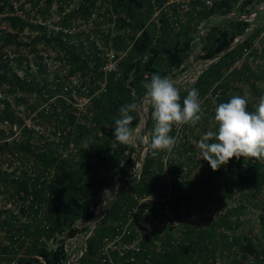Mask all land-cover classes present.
<instances>
[{
    "label": "trees",
    "instance_id": "obj_1",
    "mask_svg": "<svg viewBox=\"0 0 264 264\" xmlns=\"http://www.w3.org/2000/svg\"><path fill=\"white\" fill-rule=\"evenodd\" d=\"M15 1L19 2V0ZM237 1L219 0L210 7H215L223 12L227 11L230 6H235ZM253 1L255 0H240L238 8L234 9L235 14H245L250 11L253 8ZM52 2L56 7L57 19L54 23L57 28L55 30L47 29L42 21L31 22L17 14L15 12L17 6H14L11 0H0V14H2L0 20H5V29L7 28V30L0 28V79L9 81V78H12L15 84L22 89H32L37 85L32 81L22 82L16 72L12 70L7 72V65L2 61L5 60L2 57V49L12 43L14 48L12 60L19 61L22 58L20 46H24L26 43L21 38L24 30L34 31L31 38L27 40L30 44L29 51H35L39 41L50 43L53 47L55 46L54 56L57 59L71 62L70 72L79 68L86 69L87 61L90 60L93 61L95 68L102 62L103 57L100 55L102 51L94 44L84 45L81 40H78L77 43L69 41L76 33H68L63 30L70 27L72 18H88L94 9L95 0H43L42 5H40L41 0H33L31 3L34 10L40 14L41 19L45 20L50 14ZM101 2L112 6L116 13L115 27L118 29L124 24L131 25L132 28L142 25L144 20H139V18H142V15L145 16L150 9L149 0H101ZM247 5L249 6L247 7ZM21 8L22 4L19 2L18 9ZM104 8L106 11V6ZM119 11L124 12L131 19L128 22L125 21L117 14ZM248 24L249 21L244 18L233 17L226 19L223 27L209 26L205 30L202 45L199 51L194 54V58L210 61L206 62L192 82L186 86L177 85L180 88L181 102L186 97L187 90L191 88H196L202 97L214 81L216 84L211 90L215 91L219 88L216 103L227 102L232 98V95L228 93L229 86L226 84L225 76L227 75L238 80H248L251 90H254L253 80L261 78L264 81V72H255L251 60H248V55L254 54L255 50L247 51L238 66H231L242 55V51L248 49L252 38L262 29V24H256L249 32L245 33V27ZM185 29L187 30L186 27ZM182 33L176 34L173 40L159 38L157 42L150 44L149 27L143 28L126 50L125 55L119 59L118 76L114 77L113 72L108 74L105 90L92 98L94 125L89 128H76L75 139L81 144V155L74 161L66 158L56 165L55 174L47 185L49 192L46 196L42 195L40 189L34 193L35 200H45L48 226L44 231L37 233V240L29 246L28 251L30 254L41 255L44 263L31 256L21 259L19 264H60V261L65 258V254L59 245L52 250L45 248L52 233L65 230L66 235H72L85 233L88 230L86 226H76L73 223L75 220L85 221L93 215V205L96 201L93 200V197L97 191L118 180L124 166L130 161L128 150L131 147L117 142L113 134L115 119L119 118V109L125 104L135 103L145 96L146 90L142 87V82L146 78L150 80L152 74L161 75L164 70L182 64V59L188 52L189 38L188 35L183 38L185 33ZM238 34L243 35L232 42ZM109 39L114 48L124 47L122 34L118 33L111 37H108L107 34L105 42ZM144 54L148 56L146 63L142 59ZM163 62H166V66L163 65ZM184 67L185 65H182L178 70ZM96 74L102 76L100 71ZM44 85L46 82L43 83ZM48 89L51 90V88ZM132 115L135 117L132 122L133 127L139 116L137 112ZM153 126L151 106L148 103L146 111L147 135H150ZM170 135L173 136V130ZM85 139L92 143L86 150L82 148V142ZM175 149L177 153L182 154L186 150L184 140L180 147ZM38 157L43 161L48 160L44 154ZM156 158V156L152 157V151L147 147L142 161L140 178L134 181L131 187L124 184L119 188L116 196L113 197V203H110L105 215L87 237L85 250L77 264H108L91 257L95 251L96 240L102 234H109V228L104 227L103 222L114 217L115 209L119 208L121 204L133 203V198L128 193L129 190H132L136 195L150 194L153 197L159 195L164 180L158 171L159 167L156 172L154 169L152 170L153 165L158 166L159 162ZM234 162L232 168L226 164L217 171H212L206 163L208 168L201 175L196 174L193 177L170 181L172 193L169 197L174 206H177L175 208L184 206L186 214L195 213L209 203H222L223 209L220 208L213 212L209 225H206L204 221L203 224L198 220V222L187 221L182 231L178 232L182 235L178 241L170 242L172 234L167 233L156 250L157 252L148 248L145 251H137L133 259H127L125 262L121 261V256H117L113 252L111 258L115 264H185V261L199 249L202 248L206 254L212 255L216 246L228 247L227 251L233 252L230 246L234 245L241 256H247L256 251L259 245L255 243L254 236L243 234L240 236L241 238H236L226 232L227 229L234 231L239 225H242L239 213L243 209L241 202L232 206H228L226 203L233 199V193H240L242 199L243 196L254 197L257 194L264 185V161L241 157L235 158ZM179 165L180 163L176 161L172 166L173 170L178 171ZM17 185L22 186V182ZM180 202L181 204H179ZM261 209L259 220L260 223H264V206ZM262 234L264 235V229ZM260 251L262 257L258 260L256 258L255 264L264 260V248H261ZM206 264H212V261Z\"/></svg>",
    "mask_w": 264,
    "mask_h": 264
},
{
    "label": "built area",
    "instance_id": "obj_2",
    "mask_svg": "<svg viewBox=\"0 0 264 264\" xmlns=\"http://www.w3.org/2000/svg\"><path fill=\"white\" fill-rule=\"evenodd\" d=\"M217 1L165 0L159 5V9L161 8L164 11V16L170 25L177 28L179 22L185 20L188 11H196L202 6L210 7ZM158 2L159 0H149L150 5L155 9L151 13L148 12L147 20L136 32L137 35L143 28H151L150 44H154L160 34L159 21L155 16ZM263 2L264 0L256 1L250 11L236 17L249 21V24L245 27V33L255 26V23H252L251 20L255 17L254 11L262 7ZM95 3H98V0H95ZM104 6L107 8L106 11ZM111 9L112 6L105 3L100 6L102 17L105 20L112 19V24L116 13H112ZM92 14H94L93 11L90 12L89 16ZM117 14L127 22L131 19L122 11ZM224 18L228 19L232 16L226 14ZM0 28L5 29V26L0 25ZM196 28L200 30V25ZM63 30L68 33L74 32L70 28ZM123 30L126 32L127 28ZM263 31L264 29L261 32ZM124 32L118 28L117 30H102L99 35L100 42L97 39H92L89 42V45L94 44L96 48L102 51V54H100L103 57L102 62L95 68L93 61L90 60L87 61L86 69L81 70L79 68L70 72L72 64L66 61L68 65L67 74H69L66 79L65 76H57L51 80L35 75L41 74L39 73L40 70L45 68L39 62H36L34 72L31 62L25 61L22 64L21 59L16 61L17 66H25L24 72H20L8 62L6 56L4 57L5 60H2L7 65V72L12 70L16 72L22 82H36L35 84L38 87L35 85L36 87L32 89H22L15 84L12 78H9V81L0 79V264H19L21 259L31 256L44 263L41 255L30 254L28 251L29 246L36 242L37 233L44 231L48 226L45 200H35L34 193L40 189L42 195L46 196L49 192L47 185L55 174L56 165L66 158L71 159V161L79 158L80 149L73 139L76 128H89L94 125L92 98L105 90V83L110 72L114 73V77L118 76L119 59L125 55L126 50L136 38L124 37V47L117 49L113 47L110 39L105 42V36L108 34V37H111L118 33L124 36ZM236 39L235 36L232 42ZM189 58L190 60H188ZM193 58V55L187 54L188 61L185 62L184 67L188 71L187 76L190 72L189 62ZM201 61L204 64L192 77L189 75V83L195 79L200 69L210 60ZM62 62H65V60H62ZM98 71L102 73L101 77L96 74ZM45 82L46 85L43 86ZM215 84L216 81L200 97L202 110L205 108L212 110L216 107L213 102L219 90H211ZM48 88H51V90ZM144 98L147 100L146 96ZM139 112L138 116L143 119L144 124L146 113L143 115L142 111L139 110ZM137 123L133 126L134 129ZM145 132L147 133V129H145ZM145 132L141 135H147ZM173 136L177 138L176 146L170 153L163 151L155 155L159 163H157L158 166H152V170L154 169L155 172L159 167L158 171L165 184H162L159 195L156 197L150 194L136 195L132 190H129L128 193L133 198V203L121 204L118 217L110 218L108 222L109 234H102L96 240L95 251L91 254L94 260L115 264L111 258L113 252L117 256H121V261L125 262L127 259H133L137 251H145L147 248L156 251L167 233L172 234L170 242H176L182 237L178 232L179 230L182 231L186 222L197 221L198 216H202L205 208L209 207L207 205L195 213L186 214L184 206L175 208L177 206H174L172 199L169 197L172 193L171 180L193 177L196 174L201 175L202 172H205L204 170L190 169L184 162L179 159L176 160L171 155L176 150L175 148L180 147L183 140L186 144V138L182 136L181 127L173 128ZM137 142L139 149L135 152L132 148L134 143L129 145L131 147L128 150L130 161L124 166L118 180L98 190L93 197V200H96L93 205V215L85 220L89 224L84 238L90 233L97 220L100 222L101 217L105 215L110 203L114 200L113 192L116 189L118 191L124 184L130 185L132 183L133 185V182L140 178L142 161L148 145L142 139ZM64 153H67V157ZM42 154L46 155L45 158L48 160L43 161L38 157ZM155 156L152 155L153 158ZM176 161L180 163L178 171L172 168ZM120 178H122L121 181ZM20 182H22V186L17 185ZM110 188H112V191ZM104 196L109 199L108 204L102 203ZM190 215L193 216L190 217ZM85 221L75 220L73 224L84 226ZM78 234L66 235L65 230L55 231L49 238L45 248L52 250L59 245L65 254V258L60 261V264L73 263L74 259L79 255L81 256L85 250L86 241L78 244ZM257 245H259L257 250L247 256H241L236 246L232 245L230 249L233 252L227 251L225 257L230 256L233 258L231 264H255L256 258L258 260L262 257L260 249L264 248V235L261 243ZM211 261L212 264L216 263L215 255L206 254L201 248L198 252L193 253L185 261V264H206ZM258 264H264V260H261Z\"/></svg>",
    "mask_w": 264,
    "mask_h": 264
},
{
    "label": "rangeland",
    "instance_id": "obj_3",
    "mask_svg": "<svg viewBox=\"0 0 264 264\" xmlns=\"http://www.w3.org/2000/svg\"><path fill=\"white\" fill-rule=\"evenodd\" d=\"M33 0H19L20 4H22V8L18 9V3L15 0H11L13 2L14 6L16 7V13L21 15L24 18H27L31 22H43L47 29H53L55 30L57 28V25L54 23V21L57 19L56 17V7L55 3L52 2L51 8H50V14L45 18V20L41 19L40 14L37 13L34 8L32 7ZM43 4V0H41L40 5ZM104 3L101 2V0H98V3H95L93 13L88 18L84 19L81 17H75L72 18L70 21V29H73V31L76 33V35L71 37V41L74 43H77L78 40H81L84 45H89L90 40L97 39V41L100 42L99 35L102 32V30H117V27H115L114 22L111 24V20H105V18L102 17L100 12V6H102ZM112 13H115L113 8L111 9ZM261 11H258V14H260ZM2 15V14H0ZM115 20V19H114ZM262 18L254 17L251 21L252 23L259 24L262 22ZM0 25L5 26V20H0ZM261 30L252 38L251 44L248 46L247 50L242 51V55L237 58L231 66H238L242 60L243 55L247 54V51L249 50H255L254 54L248 55V60H251L252 62V68L257 73L264 72V57H259L258 55L264 56V31L261 32ZM34 33V31H28L24 30L23 34L21 35L23 42H26L24 46H20V50L22 51V64L25 61H29L33 65V69L35 72L36 68V62H39L42 64L45 68L43 70H40L39 73L41 74H35L39 75L41 77H46L47 79L53 80L55 77L59 76H65V79L69 77L68 73V65L65 62H62L61 59H57L54 56V47L50 45V43H45L43 41H39L36 44V50L35 51H29L30 44L27 40H29L31 35ZM243 34H238L236 37L241 38ZM3 55L2 57H7L8 62L11 63L14 68L17 71L24 72L25 66L19 67L15 64L16 61L12 60L11 55L14 52L13 43L9 45L8 47L5 46L3 49ZM256 54V55H255ZM59 61V62H58ZM189 74L187 76V69L182 70L180 72H177L175 76H172V79L176 82V85L179 86H186L190 79H188L189 75L192 77L196 72L199 70V68L204 64L203 61L200 59L193 58L192 61L189 62ZM38 70V71H39ZM81 71V70H80ZM191 73V74H190ZM72 76V75H71ZM226 84L228 87V93L233 96H241L247 99L248 101V110L249 111H255L256 107L258 106L259 98L261 96H264V81L261 78H257L253 80L254 90H251V86L248 83V80H238L234 77L231 78V76L227 75L225 76ZM219 90V88H217ZM7 90V89H6ZM259 91V92H257ZM255 92V93H254ZM139 105L140 111H142V114L144 115L147 111V100L143 97H141L137 102ZM213 105H218L216 103V99H214ZM209 112V113H208ZM215 115V108H212V110H208L205 108L202 112L201 120L195 125V126H189L184 125L181 126V133L184 138H186V150L182 152V154L176 153L173 151L171 155L174 156L176 160H181L184 162L190 169H196V170H207V162L202 159V156L199 152V150L196 147V143L199 141V139L209 130L215 131L217 129V123L214 120ZM136 128L141 129V134L144 133L143 128V119L141 117L137 121ZM145 134H147L145 132ZM138 141V140H137ZM135 142L132 146V149L134 152L139 149L138 142ZM234 160L235 158H232L227 165L232 168L234 166ZM132 183L130 184V186ZM112 188H110L111 190ZM114 190V189H113ZM112 191V190H111ZM243 203V209L241 213H239V218L241 219L242 225H239L234 231H230L229 229L226 230V232L230 236H235L236 238H241L240 236L250 235L255 237V243L259 244L261 243V240L263 239L262 231L264 229V223H260L259 220V214L262 212L261 207L264 206V185L258 190L257 194L252 197H246L243 196V199L241 198V194L233 193V199L230 201H227L228 206H232L233 204L236 205L238 203ZM209 207L205 208V212L202 214V216H198L200 221L203 224V221L206 225H209L212 219L213 212L217 211V209L222 208V203L216 202V203H209ZM227 208L226 206L224 207ZM223 209V208H222ZM193 215H190L192 217ZM197 221V222H198ZM85 233H79L77 238V243H82L84 239ZM227 249L228 247L223 246H216L214 251L212 252V255H215V264H231L233 258L232 257H225L227 255ZM224 250V251H222ZM232 255V254H230Z\"/></svg>",
    "mask_w": 264,
    "mask_h": 264
},
{
    "label": "clouds",
    "instance_id": "obj_4",
    "mask_svg": "<svg viewBox=\"0 0 264 264\" xmlns=\"http://www.w3.org/2000/svg\"><path fill=\"white\" fill-rule=\"evenodd\" d=\"M146 63L147 54L142 58ZM142 87L151 106L154 126L150 135H141L140 128H133L135 117L132 113L140 110L137 103L120 107L119 118L115 119L114 137L123 145L143 140L152 155L160 151L170 153L177 144V138L170 135L174 127L195 126L202 117V101L196 88L187 90L182 99L180 88L169 76L152 74L145 79ZM215 131H207L196 143L202 159L212 171H217L232 158H252L264 161V96L259 98L255 111L248 110V101L239 95L215 107ZM91 141L85 139L82 148L88 149ZM67 157V153H64Z\"/></svg>",
    "mask_w": 264,
    "mask_h": 264
},
{
    "label": "crops",
    "instance_id": "obj_5",
    "mask_svg": "<svg viewBox=\"0 0 264 264\" xmlns=\"http://www.w3.org/2000/svg\"><path fill=\"white\" fill-rule=\"evenodd\" d=\"M164 1L165 0H159V2L156 4L157 5L156 6L157 11L155 13V16L157 17V19L159 21V31H160L159 38L165 39V40H168V39L173 40V37H175L176 34L177 35L181 34L183 32V30H185L183 32V33H185L183 38H186L187 35L189 36V38H188V49H187L188 52L183 57L182 62H181L182 64H180L177 67L172 66L170 69L164 70V73L160 75L161 77L169 76L172 78V76H175V74L177 72L185 70L184 68L178 70V68H180V66H182V65H185V62L190 60V58L187 60V54L190 53L191 55L194 56V54H196L199 51V49L202 45V38H203L204 32H205V30H207V28L209 26L223 27L224 21L226 20L224 18V16L226 14H229V16H232V18L234 16L236 18V17H239V15H242V14L234 15L235 14L234 9L238 8L237 6H238L240 0H238L236 2L235 6H233V7L230 6L227 11H223V12L220 11L219 9H216L215 7L211 8V7L202 6L201 8L197 9L196 11H193V10L188 11L186 14L185 20L182 22H179L177 28H173L170 25V23L168 22V20L166 19V17L164 16V11L161 8L159 9V5ZM256 1L257 0L253 1L252 4H254ZM248 6L249 5H247V7ZM154 9L155 8H153V6L150 5V9L148 12L151 13ZM258 11H261V13L258 14ZM254 12H255L256 17L262 18V20H261L262 22L260 23V24H262V27H261L262 28L261 31H262L264 29V2L262 4V7L258 8ZM147 16H149V15L146 12V15L145 16L142 15V18H139V20H144L143 21V24H144L145 20H147ZM135 18H136V16H135ZM113 21H115V20H113ZM143 24L137 25V27H135V28H132L131 25L124 24L121 28H119L123 32H124L123 29L127 28V31L124 32L123 39L137 37L139 35V33L136 35V32H137L138 28L140 29L143 26ZM198 25H200V30L198 28H196V26H198ZM185 27L187 28V30L185 29ZM149 30H150V34H151V28H149ZM150 39H151V37H150ZM111 43H112V41H111ZM196 59H198V58H196ZM163 65L166 66V62H163ZM139 113L140 112L138 111L137 114L139 115ZM76 135H77V131H75V135H74L73 139H74L75 143L77 144V146H79V149H80L79 153L81 155V144L77 141V139H75ZM103 198H104V200L102 203L108 204L109 199L106 196H104ZM112 203H113V200H112ZM119 209H120V206H119V208L115 209L114 217H118ZM110 218H112V217H110ZM110 218H108L106 220V222H103L104 227L109 228L108 222H109ZM85 223L86 224H84V226H86V228L88 229L89 223H87L86 221H85Z\"/></svg>",
    "mask_w": 264,
    "mask_h": 264
},
{
    "label": "water",
    "instance_id": "obj_6",
    "mask_svg": "<svg viewBox=\"0 0 264 264\" xmlns=\"http://www.w3.org/2000/svg\"><path fill=\"white\" fill-rule=\"evenodd\" d=\"M143 127H144V130L146 129V120H145V118H144V124H143ZM121 179L122 178H120L119 180L121 181ZM116 192H117V189L113 192V195H115L116 194ZM102 218V217H101ZM98 222H99V220H97V222L95 223V225L92 227V229H91V231H90V233L84 238V240H83V243H85V241H86V238L93 232V230L95 229V226L98 224ZM79 257H80V255L76 258V260H74L75 261V263H77L78 262V260H79Z\"/></svg>",
    "mask_w": 264,
    "mask_h": 264
},
{
    "label": "bare ground",
    "instance_id": "obj_7",
    "mask_svg": "<svg viewBox=\"0 0 264 264\" xmlns=\"http://www.w3.org/2000/svg\"><path fill=\"white\" fill-rule=\"evenodd\" d=\"M74 260H76V259H74ZM68 264H75V261H73V263H68Z\"/></svg>",
    "mask_w": 264,
    "mask_h": 264
}]
</instances>
